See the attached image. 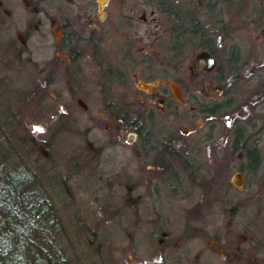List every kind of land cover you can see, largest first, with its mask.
I'll use <instances>...</instances> for the list:
<instances>
[{"label":"rangeland","instance_id":"1","mask_svg":"<svg viewBox=\"0 0 264 264\" xmlns=\"http://www.w3.org/2000/svg\"><path fill=\"white\" fill-rule=\"evenodd\" d=\"M187 1L196 12L201 26H194L193 22L176 12L172 15L175 24L170 26V14L161 12L158 0H113V12L102 29L94 34V37L103 40L101 47L110 50V53L104 52L115 63L113 69H129V80L134 83L140 78L154 80L160 76L163 67L168 68L175 62L177 70L172 78L185 89L188 103L171 101L161 107L153 105L152 108L143 107L137 111L144 116L145 128L154 132L159 145L158 153L173 165L181 178L179 181L171 175L166 178L159 176L157 172L161 167L157 165L156 170L146 169L143 172L144 163L149 165L155 157L148 156L144 163H140L130 144L120 143L108 148L109 160L105 169L109 173L104 181H98V173L93 174L92 158L83 162V157L95 149L97 135L105 138L99 141L116 140L119 127L117 124L109 127L108 124L110 121L119 123L117 118L121 117L110 110H107L108 116L100 117L101 112L105 111L100 109L101 103L97 97L104 95V90L99 88V70L87 57L91 55L90 46L78 59L79 63L82 62L80 66L83 71L77 82L74 77L69 78V83L68 78L60 76L63 66L58 68L59 73H52L55 77L49 90L61 91L57 94L58 101L66 104L67 109L63 111L73 123L74 131L68 135L57 129L55 118L58 108L47 91V79H50L52 72L49 63L52 59L49 57L54 54V49L46 46L41 30H34L27 51L0 47V123L6 131L10 129L16 132L12 138L15 153L8 159V164L27 166L35 175L36 183L41 184L42 195L45 194L55 204L65 226V246L75 264H131L128 256L140 260L146 252L144 245L133 248L126 241L130 233L137 235L143 229L142 213L145 210H134L137 207L154 206L163 215L178 221H182L186 214L207 213L212 215L210 224L213 226L210 229L227 224L230 213L212 206L204 209L203 186L200 180L192 177L185 165L188 160L193 165L221 167L217 165V160L228 155L234 120L243 118L252 121L259 118L254 127L251 123H246L245 127L250 131L254 128L257 135L261 134L264 159V0ZM209 2L215 6H209L212 4ZM142 10L146 13V22L140 18ZM131 22H134L132 26H124ZM19 28L21 32L24 29ZM53 39L50 35L51 43ZM82 44L88 47V43ZM201 44L210 45L218 61L210 72L193 68ZM232 47L234 52H238L236 63L232 60ZM84 62L91 64L90 70L83 65ZM203 65L204 61H200L199 68ZM66 85L74 88L77 94L67 91ZM122 87L115 84L111 87L112 91H106L105 95L111 97L123 92ZM31 88L41 93L36 97L27 94ZM42 91L46 93L40 97ZM79 98L86 102V108L80 105ZM226 99L230 105L217 114L212 123H207L206 117L199 113L200 106L214 101L225 102ZM40 103L48 109L42 115L38 111ZM114 110L126 112L118 107ZM21 115L31 133L27 140L23 128L15 122L11 125ZM198 117L203 119L200 130L183 133L182 130L193 126ZM210 129L211 139L202 138L201 135ZM132 132L131 129L126 131L123 140H132ZM9 145L3 141L1 149L9 152ZM87 162L91 164L90 168H86ZM242 163L244 161L235 155L223 161V165L229 169V180ZM151 170H154L156 186H132ZM245 176V189L233 188L231 192L233 202L255 192L258 195L264 192V188L258 190L260 184L264 183V171H245ZM257 198L254 195L246 201L245 209L240 210L235 218L238 224L253 219L258 212L264 214V197L262 200ZM132 248L136 254H133Z\"/></svg>","mask_w":264,"mask_h":264},{"label":"flooded vegetation","instance_id":"2","mask_svg":"<svg viewBox=\"0 0 264 264\" xmlns=\"http://www.w3.org/2000/svg\"><path fill=\"white\" fill-rule=\"evenodd\" d=\"M109 0L105 5V15L100 19V12L98 9V0H0V43H4L12 49H20L27 51L29 49L28 42L34 35V30H41V33L45 37L46 46L49 48L52 46L54 54L51 58L50 72L47 83L49 88L47 91L51 92L50 86H52L55 77L53 74L59 73L58 68L63 66V71L60 76L63 78L71 79L76 78L82 73L83 68L80 66L82 62H78V59L87 52L90 46V54L87 55L89 60L95 64L97 70H99L98 84L101 90H104V95H99L97 99L101 103L100 117L103 119L108 116L107 110L113 108H122L129 114V119L117 118V122L110 121L108 126L113 127L117 124L118 133L115 135L116 140L99 141L105 138L100 137V134L96 136V147L91 149L87 155L93 159L92 164L94 167L93 174L96 172L100 176L98 181H104L107 179L106 175L109 173L105 169V165L108 163V152L110 147H116L120 143L130 144L134 147V153L140 158V163H144L146 157L154 156L155 159L159 158L158 155V142L155 139L154 132L145 128L144 116L141 111H137L139 108L150 107L157 105L159 107L169 104L171 101L179 102L172 94V90L168 85V81L173 79L174 73H176L177 67L173 61L167 68L163 67L162 73L156 78L160 80L157 85L152 86L151 91L142 90L138 87L137 81H129L133 86L126 89L122 87L123 92H118L111 97L105 95L106 91H112L109 86L112 84V76L126 77L130 73V70H120L118 68L113 69L114 62L109 59V54L104 52L106 50L110 53L108 48H102V41L99 38L94 37V34L102 29V25L109 18L113 12ZM7 2L9 6L5 3ZM161 10V9H160ZM141 11L140 18L146 22L147 16L144 11ZM162 12V11H161ZM129 14H132L129 11ZM173 12L168 16L172 26L175 24ZM18 19V23H17ZM134 22L125 24L124 26H132ZM19 26L23 27L21 32ZM34 27V28H32ZM18 28V29H17ZM88 32V34L86 33ZM15 32H18L15 35ZM24 35V36H23ZM50 35L54 37L53 43L50 42ZM82 43H88V47L85 48ZM15 50V51H16ZM173 53V49L171 51ZM82 54V55H81ZM214 56V55H213ZM215 57V56H214ZM216 58V57H215ZM171 60H174L171 58ZM170 60V61H171ZM110 62V63H109ZM173 64V65H172ZM84 66L91 69L90 63H83ZM211 70H203V66L199 68L204 72H210ZM53 73V74H52ZM71 83V82H69ZM120 84V82L118 81ZM126 85V84H125ZM182 87V86H181ZM183 88V87H182ZM74 88L66 85L67 91H73ZM121 90V91H122ZM56 98L53 99L56 106L59 109H67L66 104L58 101L57 94L61 93L60 90L54 91ZM110 93V92H109ZM142 96V98L140 97ZM183 96L185 102H179L181 104L188 103L185 89L183 88ZM192 107V106H191ZM259 118H254L252 121L249 119L239 118L234 120L235 127H233V139L231 145L237 140V148L235 151V157L239 160H243L236 171H240L244 176V184L242 187H237L230 180L233 187L237 190H244L246 183L245 171L247 173H263L264 171V159L261 152V140L262 137L257 135V130L245 127L246 123H251L254 127V123ZM121 125V126H120ZM264 126V125H263ZM132 130V140L124 141L123 136L126 131ZM198 129L194 130L197 131ZM236 131V134L234 133ZM249 130V131H248ZM183 133H190L194 131L182 130ZM185 134V135H186ZM204 138V135H201ZM176 139V137H175ZM202 140V139H201ZM253 147L256 152V158H253L247 154L249 148ZM155 159L149 162V165H143V172L146 169L156 170ZM85 162V160H83ZM82 162V163H83ZM158 166V165H157ZM91 167V168H92ZM161 167V166H160ZM162 168V167H161ZM151 170L148 174H144V177L132 183V186L143 187L147 184L151 186L157 185V182L153 178L154 174ZM100 171V172H99ZM155 176H156V172ZM96 175V174H95ZM146 175V176H145ZM146 181V183H145ZM111 182V181H110ZM112 185V183H110ZM264 188V183L258 188L261 191ZM256 196L257 199L262 200L264 192L261 194L253 193L247 197L239 200L252 199ZM250 196V197H249ZM128 206H131L128 204ZM135 206V205H132ZM204 209L209 207L207 201H203ZM145 210L143 215V229L137 234L128 237V243L133 248L143 246L146 250L144 256L130 258L128 261L131 264H264V215H254L253 219L247 220L243 224H238V220L235 219L239 216L238 213L229 214V220L227 224L219 225L216 229H210L213 225L210 224V217L212 215L203 213L195 215H183V220H172L169 215L162 214L161 211L154 207H137L138 209ZM217 209V208H216ZM218 210L220 208L218 207ZM221 211V210H220ZM222 212V211H221ZM225 213V212H224ZM156 214V215H155ZM176 217V216H175ZM216 221V220H215ZM153 222L156 223L153 225ZM260 227V228H259ZM129 235V234H128ZM165 238H168L166 240ZM132 248V249H133ZM133 254L136 251L133 249Z\"/></svg>","mask_w":264,"mask_h":264},{"label":"trees","instance_id":"3","mask_svg":"<svg viewBox=\"0 0 264 264\" xmlns=\"http://www.w3.org/2000/svg\"><path fill=\"white\" fill-rule=\"evenodd\" d=\"M177 1L158 0L157 5L167 14L176 12L179 16H184L187 21L193 22L194 26H201L196 12L191 9V4L188 1L186 2V0ZM184 4L185 7L183 6ZM208 5L215 6L214 3ZM178 40L181 42V39ZM1 46L7 45L2 42L0 43ZM173 47L175 49L179 48L178 46ZM199 49H206L215 55L214 49L208 44H201ZM231 54L234 56L232 60L236 63L238 52H234V47L231 49ZM109 79H112V84L114 85L118 84V81L121 85H130L128 77L112 76ZM130 86L132 87V85ZM109 87H112V85ZM28 90L27 94L33 97L41 93V91L40 93L35 91L34 88ZM45 93L42 91L40 97H43ZM72 94L76 95L77 91L73 90ZM40 104H38V111L42 115L48 109L43 106V103ZM229 105L228 99L225 102L214 101L209 104H202L199 108V113L206 117V122L210 124L214 121L215 116ZM109 110L113 114L120 115L123 119H129V114L126 112H115L114 108ZM57 111L55 118L57 120V129L61 133H67V135L73 133V123L71 124L62 109H57ZM222 116L225 115L223 114ZM13 122L24 129L23 133L25 140H27L26 137L29 138L31 133L27 129V121L23 115L15 118L11 125ZM9 130L7 129L6 131L0 123V264H75L67 252L64 240L65 226L55 204L42 195L41 189L35 186V175L29 169L8 164V156L15 153V144H13L12 138L16 136V132ZM234 133L236 134L235 130ZM211 134L212 129L203 135L206 139H211ZM3 141L6 144H10L9 152L1 149ZM48 144L50 143L48 142ZM237 145V140H235L231 147L229 146L228 148V155L220 157L219 161L217 160V165H221V167L212 168L205 165H193L188 160L185 165L187 170L190 169L192 177L200 180L203 186V201H207L209 206L219 207L222 212L230 214L238 213L240 210L245 209L247 205L244 200H236L235 202L231 200L230 196L234 187L229 180V169L223 165L224 160H228L229 156L235 155ZM247 154L253 158L257 157L253 147L248 149ZM87 158H90V156H84L83 160L86 161ZM155 161L158 166L162 167L157 172L159 176L166 178L167 175H171L178 181L181 179L173 165L168 164L161 154ZM85 165L86 168H90L91 164L87 162ZM200 170L201 172H199ZM262 205L264 209V203ZM258 214L264 215L259 212ZM154 224L156 223L153 222ZM261 224L264 225V222L261 221ZM165 239L168 240V238Z\"/></svg>","mask_w":264,"mask_h":264},{"label":"water","instance_id":"4","mask_svg":"<svg viewBox=\"0 0 264 264\" xmlns=\"http://www.w3.org/2000/svg\"><path fill=\"white\" fill-rule=\"evenodd\" d=\"M109 0H98V9H99V14H100V19H102L105 15L104 12V8L105 5L107 4ZM144 14V11H143ZM200 60H204L206 61V64L204 65V70H211L215 63H216V59L207 51V50H202L200 52H198L194 58L193 61V65L194 67H197L198 63ZM159 79L153 81V82H146L142 79H139L137 82V85L140 89L142 90H147V91H151L152 86L157 85L159 83ZM168 85L170 86L171 90H172V94L173 96L177 99L180 100L182 102L185 101V98L183 97V90L181 88V86L175 82L174 80H169ZM52 97H56L55 94L53 92H51ZM142 98V96H140ZM79 101L81 102V104L86 107L87 105L85 104V102L82 99H79ZM202 125V119L199 118L196 122V124L193 127H189L186 130L187 131H194L196 130L199 126ZM232 182L237 186V187H242L244 184V176L242 175V173L240 171H236L233 174V178H232Z\"/></svg>","mask_w":264,"mask_h":264},{"label":"bare ground","instance_id":"5","mask_svg":"<svg viewBox=\"0 0 264 264\" xmlns=\"http://www.w3.org/2000/svg\"><path fill=\"white\" fill-rule=\"evenodd\" d=\"M12 155H10L9 156V158L11 157ZM14 167H26L27 169H28V167L27 166H25L24 164H21V165H18V166H16L15 164H12ZM30 171V170H29ZM31 172V171H30ZM35 185L37 184V186L39 187V189H42V188H40V186H41V184L40 183H34ZM33 184V185H34ZM44 194V193H43ZM44 196H45V194H44ZM46 197V196H45ZM48 198V197H47ZM51 200V199H50Z\"/></svg>","mask_w":264,"mask_h":264}]
</instances>
